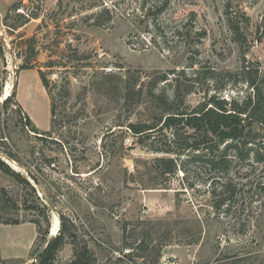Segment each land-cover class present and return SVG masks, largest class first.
<instances>
[{
    "label": "rangeland",
    "instance_id": "obj_1",
    "mask_svg": "<svg viewBox=\"0 0 264 264\" xmlns=\"http://www.w3.org/2000/svg\"><path fill=\"white\" fill-rule=\"evenodd\" d=\"M18 3L17 14L38 18L9 32L4 18ZM16 16L8 24H17ZM27 58L35 68L22 70ZM243 61L252 68L259 63L264 73V0H0V160L14 173L0 170V264H32L46 244L31 223L39 218L31 208L37 202L15 176L27 178L28 172L39 182L40 200L55 208L48 209L51 237L59 232L60 215L68 229L54 264H68L84 247L96 264H234L243 256L252 261L244 264H264L262 199L245 196L244 212L241 202H232L228 214L224 208L213 215L207 191L181 194L182 173L160 189L163 180H154L151 164L156 155L127 130L157 117L163 105L154 97L173 101L172 71H184L178 91L181 97L191 89L186 106L215 91L224 99L244 97ZM38 69L54 92L60 86L69 91L57 109L61 147L31 132L50 131V100ZM105 73L139 79L141 100L118 102L119 91L98 82ZM163 75L169 83L154 86ZM198 172V179L190 173L189 183L199 184L204 176ZM228 177L242 185L264 179V161L233 159ZM147 237L150 248L162 247L158 262L150 248L142 258L125 257V245L136 247Z\"/></svg>",
    "mask_w": 264,
    "mask_h": 264
},
{
    "label": "trees",
    "instance_id": "obj_2",
    "mask_svg": "<svg viewBox=\"0 0 264 264\" xmlns=\"http://www.w3.org/2000/svg\"><path fill=\"white\" fill-rule=\"evenodd\" d=\"M21 3L14 4L7 11L4 18V26L9 32L16 31L19 28L26 25L31 19H37V15L30 13L29 15H22L16 13L20 9ZM17 14V24H8V19L11 15ZM101 14L109 16L108 9H103ZM232 30L237 32V25L231 23ZM28 42H31L28 41ZM30 46V45H29ZM31 52H34L35 48L29 47ZM34 56V53H31ZM245 62V63H244ZM50 64V65H49ZM251 63L243 61L242 65V82L246 85V95L242 98L224 99L217 95L215 91L212 95L206 96L205 99L195 107H189L184 105V97L191 94V89L185 91L184 96L179 97V81L181 76H184V71H172L168 74L173 76V101L167 102L163 95L154 97L163 107L159 106V113L155 119H152L148 123H130L127 125V130L135 138L137 145H145L144 147L151 154L156 155L152 159V171L156 175L154 180L160 178L163 180L160 185L163 190H167L168 182L171 178H175L179 173L183 174L181 183L183 189L181 194L188 192L201 193L207 191L208 200H210V209L213 215L220 214L224 208L225 213L231 211L232 202L238 205L241 202L240 210L244 212V203L242 202L245 196L246 199H250L252 202L254 199L263 200L264 206V179H257L254 182L242 185L235 183L231 177H228L231 172V164L233 159L243 161L249 157L253 158L255 163H261L264 161V73H261L259 63H253L255 66L252 68L249 66ZM48 68L52 67L51 63H48ZM35 68L30 59H25L21 66L22 70H30ZM39 80L45 89L50 100V131L45 133H38L35 127H32L31 132L36 134L40 140H46L51 138V142L58 147L62 146V142L57 138V129L61 127L59 120H57V109L62 101L69 98V91L67 88L60 86L54 92L51 83L46 79L45 74L38 69L37 70ZM120 77L114 73H105L98 82L103 86L112 85L109 89L111 92L119 91L120 100L118 102L126 103L129 100L136 99L137 102L143 97V91L138 87L139 79L128 76ZM168 75L161 76L154 82V86L160 83H169ZM109 80V85L107 81ZM99 84V86H100ZM56 88V87H54ZM216 90H220L217 89ZM148 94L152 95L151 89L148 90ZM14 93H12L7 99L8 102ZM4 105V104H3ZM182 106V108L180 107ZM64 107V106H63ZM26 123L30 125V119L26 118ZM115 127H122L117 125ZM169 132V135L167 134ZM160 135L161 140L158 141L159 145L155 144L156 136ZM150 142V143H148ZM64 146V145H63ZM72 148L68 147L67 154H72ZM7 158L14 160L12 155L7 154ZM184 157L185 159L184 161ZM233 158V159H232ZM52 159L48 161L50 165ZM192 168V169H191ZM194 169V170H193ZM0 170L6 174H13L9 167L0 160ZM203 172V178H200L198 185L189 183L188 179L190 173L198 179L199 172ZM20 182H22L24 188L28 189L34 196L37 202L35 206L31 207L32 210H37L39 218L32 220L31 223L36 226L37 238L44 244L46 248L40 255L37 263L32 264H54L56 254L65 244V235L68 229L65 226V219L60 215V229L56 237L52 238L49 242H46L48 230L50 228L49 210L47 206L38 197V190L40 189L39 182L29 172L26 177H20L15 175ZM226 178L224 181L222 177ZM184 181L186 182L184 184ZM155 185H148L147 189H156ZM35 187V188H34ZM247 191L244 192V189ZM146 189V188H145ZM247 194V195H246ZM249 194L251 195L249 197ZM251 203H249V206ZM30 207H27V209ZM31 210V209H30ZM240 212V211H238ZM42 222L45 227L42 230ZM8 224V223H5ZM9 224L17 225L18 222H11ZM246 225H242L243 230ZM125 232V228H123ZM201 233V228L198 226V234ZM244 233V231H243ZM149 236L148 233H144ZM149 241V242H148ZM149 237L145 240H141L140 244L134 247V244L125 245L128 251L125 257H139L142 258L146 255V251L150 248L152 242ZM199 239H194L189 244H196ZM162 247L155 249L150 248L152 254H154L155 262L161 257ZM141 253H138V252ZM264 261V260H263ZM252 262L247 256L237 257L234 264H244ZM68 264H96L90 251L84 247L80 251H75L73 259ZM262 264V262L260 263Z\"/></svg>",
    "mask_w": 264,
    "mask_h": 264
},
{
    "label": "water",
    "instance_id": "obj_3",
    "mask_svg": "<svg viewBox=\"0 0 264 264\" xmlns=\"http://www.w3.org/2000/svg\"><path fill=\"white\" fill-rule=\"evenodd\" d=\"M4 101H0V104H2ZM35 188V187H34ZM38 197L42 199V196L38 193ZM43 203L47 206V208L52 211L53 213H55V208L51 205V203L48 201V199L44 198L43 200ZM59 220V219H58ZM59 225H60V220H59ZM60 228V227H59ZM49 238L52 239L54 237H51L50 233H49ZM46 248V244L45 246H42L38 252L36 253V255L34 256V259L32 261V263H36L37 260L39 259L40 255L43 253V251L45 250Z\"/></svg>",
    "mask_w": 264,
    "mask_h": 264
},
{
    "label": "bare ground",
    "instance_id": "obj_4",
    "mask_svg": "<svg viewBox=\"0 0 264 264\" xmlns=\"http://www.w3.org/2000/svg\"><path fill=\"white\" fill-rule=\"evenodd\" d=\"M0 101H4V98H2ZM59 221V220H58ZM56 230L57 229H55V231H54V235L56 234ZM49 233H50V235H51V228H50V230H49Z\"/></svg>",
    "mask_w": 264,
    "mask_h": 264
}]
</instances>
